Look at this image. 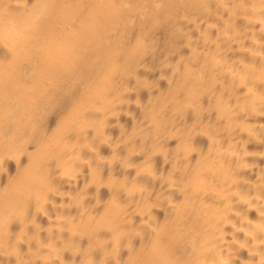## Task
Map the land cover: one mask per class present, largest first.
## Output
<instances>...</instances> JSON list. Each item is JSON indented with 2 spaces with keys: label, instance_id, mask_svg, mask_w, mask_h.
Segmentation results:
<instances>
[{
  "label": "bare ground",
  "instance_id": "obj_1",
  "mask_svg": "<svg viewBox=\"0 0 264 264\" xmlns=\"http://www.w3.org/2000/svg\"><path fill=\"white\" fill-rule=\"evenodd\" d=\"M0 264H264V0H0Z\"/></svg>",
  "mask_w": 264,
  "mask_h": 264
}]
</instances>
